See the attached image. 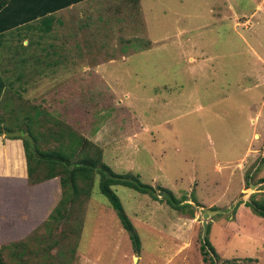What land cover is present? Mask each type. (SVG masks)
<instances>
[{
    "label": "rangeland",
    "instance_id": "obj_1",
    "mask_svg": "<svg viewBox=\"0 0 264 264\" xmlns=\"http://www.w3.org/2000/svg\"><path fill=\"white\" fill-rule=\"evenodd\" d=\"M141 3L148 39L159 42L143 38L137 44L145 51L104 62L110 80L94 74L88 87L81 79V87H69L66 68L87 64L69 65L63 41L40 44L36 21L0 36L4 127L27 128L32 117L50 140L40 141L42 150L73 130L96 142L116 173L157 188L154 198L113 186L139 230L141 251L96 190L76 201L73 216L46 225L62 197L56 177L43 186L46 208L36 203L21 233H7L0 220V264H264V218L245 203L264 199V0ZM160 187L191 206L172 208ZM8 194L22 204L0 190V213ZM206 236L216 250L208 260Z\"/></svg>",
    "mask_w": 264,
    "mask_h": 264
},
{
    "label": "crops",
    "instance_id": "obj_2",
    "mask_svg": "<svg viewBox=\"0 0 264 264\" xmlns=\"http://www.w3.org/2000/svg\"><path fill=\"white\" fill-rule=\"evenodd\" d=\"M150 30V21L141 0L138 6L136 0H83L36 20V37L38 34L40 44L47 41L51 46L55 41H63L61 56L68 57L65 61L69 65L87 64L81 70L78 66L73 71L71 67L66 68L71 75L67 74L66 78L70 79L72 89L83 85L88 87V80L94 74L99 80L108 82L110 78L104 62L115 63L116 55L127 56L132 50L133 53L145 51L146 46L142 49L137 44L143 38L151 45L158 43V40L148 39ZM41 50L53 51L46 46ZM79 79L83 82L81 86L77 84ZM54 180L31 183L23 140L10 138L6 132L0 135V186H3L0 190L15 194L13 197L22 203L18 205L9 194L6 197L8 205L5 213H0V220L7 233H21L26 224L33 223L35 214L29 210L34 211L36 203L46 208L50 193L49 188L45 191L43 186Z\"/></svg>",
    "mask_w": 264,
    "mask_h": 264
},
{
    "label": "trees",
    "instance_id": "obj_3",
    "mask_svg": "<svg viewBox=\"0 0 264 264\" xmlns=\"http://www.w3.org/2000/svg\"><path fill=\"white\" fill-rule=\"evenodd\" d=\"M81 1L83 0H0V36L8 31L33 23L36 20L47 18L50 14ZM139 1L136 0L137 6L139 5ZM7 83L4 73L0 70V100L7 87ZM30 123L32 125H28L27 128L19 129L33 136L34 145L24 136L8 135V137L23 140L28 163V175L31 183L37 184L56 177L60 178L62 197L50 214V219L45 224L48 225L49 223L50 226L53 220L58 222L65 219V217L73 216V207L76 201L84 203L85 199L89 198L93 191L96 190L107 197L116 211L122 226L128 232L132 246L136 252H140L142 249V238L139 230L126 212L122 199L113 186H128L140 193L149 194L154 198H158L159 195L157 188L143 182L139 175L132 172L116 173L103 160V150L101 147L96 142L80 137L73 130L59 133L57 138L60 143L57 146L47 147L42 150L39 143L45 139L42 137L43 131L34 130L32 117ZM11 130H18V128L4 127L0 122V135ZM44 142L48 145L50 142L49 138H46ZM160 189L164 192V198L172 208L183 211L186 207L191 206V203H184L182 200L177 199L170 189H166L165 187H160ZM245 203L257 215L264 218V199L258 200L253 198L245 201ZM80 229L83 230L82 223H80ZM16 242L22 243L21 240ZM76 249L77 247H74L72 253H75ZM201 251L204 254L205 260L212 257L211 252L216 253L214 246L207 236L201 244ZM227 263L233 264L234 262L227 261ZM20 264L25 263L22 262Z\"/></svg>",
    "mask_w": 264,
    "mask_h": 264
},
{
    "label": "water",
    "instance_id": "obj_4",
    "mask_svg": "<svg viewBox=\"0 0 264 264\" xmlns=\"http://www.w3.org/2000/svg\"><path fill=\"white\" fill-rule=\"evenodd\" d=\"M6 135H9V136H20V137H21V136H24V137H26V138L29 139V141L32 143V145L35 144V141H34L33 136H32L30 133L24 132V131L21 130V129L7 131V132H6ZM34 150H35V152H36V149H35V148H34ZM252 187H253V186H252ZM202 210L205 212L204 216L207 217L209 211H207L206 209H202ZM207 224H208V222L205 220V221H204V230H205V232H207V230H208V226H207Z\"/></svg>",
    "mask_w": 264,
    "mask_h": 264
}]
</instances>
